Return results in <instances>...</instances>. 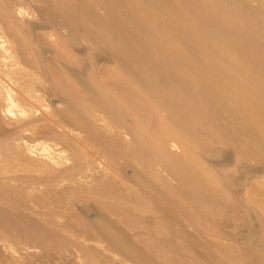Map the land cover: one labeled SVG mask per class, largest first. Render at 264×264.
Wrapping results in <instances>:
<instances>
[{"label": "bare ground", "instance_id": "bare-ground-1", "mask_svg": "<svg viewBox=\"0 0 264 264\" xmlns=\"http://www.w3.org/2000/svg\"><path fill=\"white\" fill-rule=\"evenodd\" d=\"M73 210L126 264H264V0H0V257L98 264Z\"/></svg>", "mask_w": 264, "mask_h": 264}, {"label": "rangeland", "instance_id": "rangeland-1", "mask_svg": "<svg viewBox=\"0 0 264 264\" xmlns=\"http://www.w3.org/2000/svg\"><path fill=\"white\" fill-rule=\"evenodd\" d=\"M37 113L38 112H36L35 115ZM38 115L39 114H37V116ZM14 117L15 116H13V118ZM27 134L29 136L26 135L27 136L25 139L26 143L29 142L30 146H36V144H39V148L37 147L35 150L29 152V157L33 160L44 161L45 152H42V150L40 149V145H41V143L44 142V140L41 139L40 137H36V135H34L33 133L30 134V132H29ZM30 136L33 137V139L34 138L35 139L33 140ZM57 150H59L58 147H57ZM33 152L35 154H33ZM37 154H39V155H37ZM211 161H213V159ZM102 167H103L102 165H100V167L98 166V168H100L99 169L100 171L103 169ZM237 175H238V173H237ZM104 179L105 178H101V181L106 180V179L105 180ZM83 196H86V195H81L80 196L81 198H79V201H78V202H80L79 207L81 206L80 207L82 209L81 211L86 212V213L89 212V213H91V215H93L94 211H92V209L87 208V206H85V203L87 201L86 200L87 197L84 198ZM83 201H85V203ZM82 203H84V204L82 205ZM75 212H77V210ZM75 212H74V210L70 211L69 212L70 215H68V213H67V216H70V217L67 218V216H66V218H65L66 223L64 225H62V228H60L61 230L64 229L67 232V235H68V237H70V240H72V242L76 243V245H78V246H83V247L87 248L92 257H95L96 259L100 258V260H97L98 264H101V263L102 264H120V263L126 264L124 259L120 258L119 256L116 257L111 252L107 251L105 244L101 245L100 242H98L94 239V232L92 231V229L81 224L78 221L79 217H75L77 215ZM72 215L74 217H72ZM73 218H74V223H73V221L71 222V219L73 220ZM219 218L223 219V220L230 221L229 222L230 227H225L224 229L231 232L233 234V236L236 235L239 238H241V240L243 242L240 243L238 241L241 245H243V246L248 245L246 240H248V238L250 237V230H251L250 224L248 225L247 223L239 222L238 223L239 225L237 224L238 226H236V222L228 214L227 215L220 214ZM75 224H76V226H75ZM78 228H80V229H78ZM255 232H258V230H256ZM47 249H40L38 247H34L32 249L30 248V249H27L26 251L22 249V250H19L17 252V254H16L17 256L14 255V257H0V264H11V263L12 264H86V263H84V260L81 258L82 256L80 257L81 253L78 254L79 251L77 253V250H75V251L73 249H70L69 251L65 250L66 253L64 252V250H62L64 252V254H61L62 251L55 250L54 252H52L54 250L53 249V250H50L51 253H49V250H47ZM71 250H73V251H71ZM58 252H60V253L57 254ZM48 254H50L51 256L48 257ZM45 256H47V257H45ZM77 256H78V258H77ZM78 259H79V261H82V262H79ZM251 262H252V260L250 261V259H249L248 263H251Z\"/></svg>", "mask_w": 264, "mask_h": 264}]
</instances>
